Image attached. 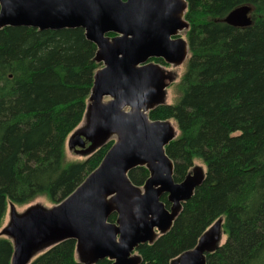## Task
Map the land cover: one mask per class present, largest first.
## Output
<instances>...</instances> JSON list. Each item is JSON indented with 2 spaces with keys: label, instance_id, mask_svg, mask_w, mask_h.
I'll list each match as a JSON object with an SVG mask.
<instances>
[{
  "label": "trees",
  "instance_id": "16d2710c",
  "mask_svg": "<svg viewBox=\"0 0 264 264\" xmlns=\"http://www.w3.org/2000/svg\"><path fill=\"white\" fill-rule=\"evenodd\" d=\"M187 2L182 95L149 117L177 124L179 136L166 148L175 181L182 182L196 160L206 166V179L172 230L136 253L142 264H171L223 219L227 241L207 255V264H264V0ZM241 6L252 8V25L226 24ZM96 54L83 29H0V229L9 205L66 199L113 146L109 141L83 162L66 161L67 140L84 121L102 68ZM129 177L142 187L150 173L141 167ZM162 201L169 207L166 196ZM13 253L12 242L0 237V264H12ZM31 264H81L76 242L64 241Z\"/></svg>",
  "mask_w": 264,
  "mask_h": 264
},
{
  "label": "water",
  "instance_id": "95a60500",
  "mask_svg": "<svg viewBox=\"0 0 264 264\" xmlns=\"http://www.w3.org/2000/svg\"><path fill=\"white\" fill-rule=\"evenodd\" d=\"M187 10V0H0V29L85 31L103 67L94 77L86 125L71 135L69 149L91 156L114 141L99 167L53 208L33 206L18 214L12 205L10 222L0 231V237L13 244L12 264H31L39 253L67 240L76 242L81 264L107 259L112 264H142L138 248L172 230L206 172L195 167L182 182L175 181V165L166 148L177 139V130L170 120L149 117L166 105L173 79L149 61L163 58L180 66L187 60L188 42L174 39L190 29ZM251 13L250 6H241L224 21L248 28ZM141 167L150 177L139 187L129 175ZM113 215L116 221L110 222ZM223 237L220 219L195 248L171 264H207V255L223 245Z\"/></svg>",
  "mask_w": 264,
  "mask_h": 264
},
{
  "label": "rangeland",
  "instance_id": "374dc122",
  "mask_svg": "<svg viewBox=\"0 0 264 264\" xmlns=\"http://www.w3.org/2000/svg\"><path fill=\"white\" fill-rule=\"evenodd\" d=\"M183 38L186 40V32L183 34ZM188 59L189 56L187 58V60L184 62V64H182L179 68H177L175 70V73L177 74V77H175L172 81V83L170 84V86L167 89V97H166V104L167 105H175L179 102L180 98H181V90H180V82L182 80V77L184 76L186 70H187V63H188ZM103 67V66H102ZM108 100H105V102H107ZM171 123L173 124V126L176 128L178 136H179V131L177 128V124L173 121L170 120ZM86 125L85 120L83 121V123L79 126L78 129H80L81 127H84ZM177 136V137H178ZM71 137V136H70ZM69 140V139H68ZM66 143V161L68 163H72V162H83L86 159H88L90 156H82L80 154H77L74 150L69 149V143ZM195 167H202L204 169V171L206 172V166L202 163V161L200 160H196L194 162V166ZM56 204H53L47 197H39L36 200H34L33 202L29 203L28 205L25 206H14L16 209V212L18 214L24 213L26 210H28L30 207L33 206H41L44 208H48L51 209L55 206ZM11 207L12 205L8 206L7 209V213L6 216L3 220L2 223V227L0 229V231H3L4 228H6L10 222V217H11ZM227 241V236L223 237L222 240V244H225ZM40 255V253H39ZM37 255V256H39ZM78 259V256H77Z\"/></svg>",
  "mask_w": 264,
  "mask_h": 264
},
{
  "label": "flooded vegetation",
  "instance_id": "af4514ba",
  "mask_svg": "<svg viewBox=\"0 0 264 264\" xmlns=\"http://www.w3.org/2000/svg\"><path fill=\"white\" fill-rule=\"evenodd\" d=\"M184 33H181L179 36L175 37L174 39L183 38V34ZM149 62L150 63L158 64L159 66H161L162 69L168 75V77L169 78H172V79H174L175 77H177V74L175 73V70L181 66V65L180 66H176V65H173V64H168L163 58H153Z\"/></svg>",
  "mask_w": 264,
  "mask_h": 264
}]
</instances>
